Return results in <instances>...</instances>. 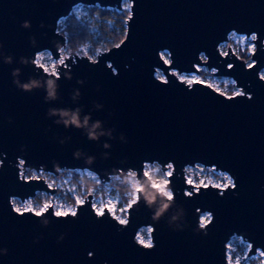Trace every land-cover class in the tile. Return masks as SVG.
Listing matches in <instances>:
<instances>
[{
  "label": "water",
  "instance_id": "1",
  "mask_svg": "<svg viewBox=\"0 0 264 264\" xmlns=\"http://www.w3.org/2000/svg\"><path fill=\"white\" fill-rule=\"evenodd\" d=\"M123 1L0 0V264H228L234 235L250 242L247 254L264 253V0H128L119 43L95 58L63 54L59 21L76 4L121 9ZM231 32L256 37L251 63L231 45L221 50ZM43 50L58 60L56 75L37 63ZM199 66L231 77L240 91L179 77ZM14 70L21 83L42 86L18 88ZM48 79L58 83L55 100L46 101ZM51 109H79L81 119L101 122L103 134L90 139L87 128L57 123ZM152 162L172 165L171 206L160 218L159 198L151 208L144 199L148 188L123 224L106 207L97 212L91 193L75 212L59 215L51 204L41 212L13 204V197L57 190L44 177H25L27 168L143 181ZM196 164L227 172L233 183H189L186 167ZM204 211L211 219L203 224ZM147 225L150 244L137 239Z\"/></svg>",
  "mask_w": 264,
  "mask_h": 264
},
{
  "label": "rangeland",
  "instance_id": "2",
  "mask_svg": "<svg viewBox=\"0 0 264 264\" xmlns=\"http://www.w3.org/2000/svg\"><path fill=\"white\" fill-rule=\"evenodd\" d=\"M85 6L88 5L81 3L76 4L71 13L76 16H81L87 11ZM123 6L129 8L130 2L124 0ZM253 36L254 34L246 36L245 34L231 32L229 34V40L221 43L220 48L225 52L227 46L231 45L239 55L243 53L250 54L255 46L252 40ZM90 47L91 44L86 43L78 47L75 52L95 58L100 49L92 52ZM69 52L71 51L67 48L63 49V54H68ZM162 55L167 61L169 60V53L166 50L162 52ZM37 60H39L40 63H46V70H56L58 60L51 55L49 50L39 52L37 54ZM246 60L248 63L252 62L251 58ZM53 62L55 63L54 69L52 68ZM213 71L214 69H208L206 66H199V72H183L179 73V77L187 82H193L195 80L204 81L226 94H234L240 91L231 77L217 76ZM157 75L164 77L161 70L157 71ZM145 170L150 172L157 182L161 180L168 182L167 173L171 172V168L162 170L157 162L146 163ZM23 173L27 178L44 177L49 185L55 187L57 190L54 193L40 191L35 196L28 197L24 200H21L19 197H13L12 200L15 208L20 210L31 209L36 212H41L51 204L57 213L75 212L77 205L82 203L86 196L91 193L92 204L98 212H103L106 207L119 221L123 219L126 222L129 203L134 198H137L138 194L136 193L134 197L133 190L129 186L133 177L137 180L135 174L124 178L118 175H112L109 180L101 181L98 175L89 169L65 168L58 174H55L42 169L37 171L27 168ZM186 176L187 180L195 185L211 183L220 187H225L233 183V178L227 172L200 164L187 166ZM210 219L211 212L204 211L201 213V223L204 224ZM137 239L139 241L142 239L145 244H150L151 226H142L138 230ZM249 248L250 242L247 239L239 235L232 236L227 246L228 264H236L237 260H239V264H264L263 252L258 249L256 253L247 254Z\"/></svg>",
  "mask_w": 264,
  "mask_h": 264
},
{
  "label": "trees",
  "instance_id": "3",
  "mask_svg": "<svg viewBox=\"0 0 264 264\" xmlns=\"http://www.w3.org/2000/svg\"><path fill=\"white\" fill-rule=\"evenodd\" d=\"M86 13L76 16L70 13L61 18L59 29L67 36V49L76 51L83 44L90 43L91 51L108 49L119 43L126 33V20L129 8L102 7L97 4L88 5ZM243 58H251L250 54H240ZM264 75V68L262 70Z\"/></svg>",
  "mask_w": 264,
  "mask_h": 264
},
{
  "label": "clouds",
  "instance_id": "4",
  "mask_svg": "<svg viewBox=\"0 0 264 264\" xmlns=\"http://www.w3.org/2000/svg\"><path fill=\"white\" fill-rule=\"evenodd\" d=\"M22 27H30V22L25 21L22 25ZM31 41L33 44H35V38H31ZM7 63H11V58H6ZM21 62L27 63L28 61L25 58H21ZM14 76V84L18 88H21L22 90H32L37 87H41V82L37 80H31L27 83H21L18 79H15V77L18 76V70H14L13 72ZM57 89H58V83L55 79H48L47 80V95H46V101L48 100H55L58 98L57 96ZM49 115H57L61 119L57 121V123H64L66 127L75 126L77 128H87L88 129V136L90 139H98L100 135L103 133H99L97 129L101 127V122L97 121L94 124H90V116H85L83 119H81L80 110L77 109L75 111L72 110H66V109H51L49 111ZM74 155H78L74 154ZM91 159V158H90ZM146 180L143 181H137L135 178H132V182L129 185L133 190V196L135 197L136 193L143 192L145 188H148V192L145 193L144 199L147 203V206L151 208L152 206L157 204L158 198H159V207H157L154 211V215L157 218L162 217L165 212L169 209L171 206L172 201V194L170 187H166L167 184L166 181H155L152 175L148 176ZM156 185H159L157 187ZM139 189V191H138ZM152 189H155L156 191H151ZM47 223V221H45ZM66 235V234H65ZM65 235H62L59 240L63 241L65 239ZM4 254H7V249H3ZM107 264V262H105Z\"/></svg>",
  "mask_w": 264,
  "mask_h": 264
},
{
  "label": "snow or ice",
  "instance_id": "5",
  "mask_svg": "<svg viewBox=\"0 0 264 264\" xmlns=\"http://www.w3.org/2000/svg\"><path fill=\"white\" fill-rule=\"evenodd\" d=\"M252 39L255 40L256 37L253 36ZM37 63H38L39 66L42 67V68H45V67H46V63H40L39 60H37ZM59 63H60V64H63L64 61L61 59V60L59 61ZM52 68H53V69L55 68V63H54V62H53V64H52ZM50 74H52V75H56V73H55L54 71H53L52 73H50ZM167 167L170 169V168L172 167V165L169 164ZM146 175L150 176L151 173L148 172V171H145V172L143 173V176H146ZM167 175H171V172H168ZM189 183H191V181H189ZM230 183H231V182H230ZM156 186L159 187V185H156ZM138 191H139V189H138ZM137 199H138V197H137V198H134L133 200H131L130 203H129V206H131V204H135ZM17 211H20V209H17ZM57 214L59 215L60 213H57ZM74 214H75V213H73V215H74ZM120 223L123 224V223H125V221H124L123 219H121V220H120ZM140 242H141V243H144V241H143L142 239H141ZM149 246H150V245H149ZM262 255H264V253H262ZM236 264H239V260H237Z\"/></svg>",
  "mask_w": 264,
  "mask_h": 264
},
{
  "label": "bare ground",
  "instance_id": "6",
  "mask_svg": "<svg viewBox=\"0 0 264 264\" xmlns=\"http://www.w3.org/2000/svg\"><path fill=\"white\" fill-rule=\"evenodd\" d=\"M98 212V211H97ZM100 213V212H99Z\"/></svg>",
  "mask_w": 264,
  "mask_h": 264
}]
</instances>
